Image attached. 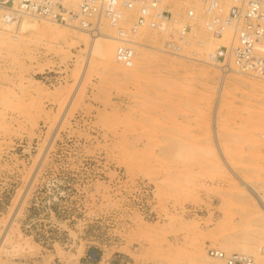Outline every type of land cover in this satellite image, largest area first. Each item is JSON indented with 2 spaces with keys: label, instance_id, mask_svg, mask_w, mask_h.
<instances>
[{
  "label": "rangeland",
  "instance_id": "obj_1",
  "mask_svg": "<svg viewBox=\"0 0 264 264\" xmlns=\"http://www.w3.org/2000/svg\"><path fill=\"white\" fill-rule=\"evenodd\" d=\"M163 6L205 62L143 29L125 68L112 38L49 43L0 21V264H84L89 248L114 264H220L207 248L256 264L264 210L245 185L264 198V80L205 60L229 33L205 31L198 0Z\"/></svg>",
  "mask_w": 264,
  "mask_h": 264
},
{
  "label": "built area",
  "instance_id": "obj_2",
  "mask_svg": "<svg viewBox=\"0 0 264 264\" xmlns=\"http://www.w3.org/2000/svg\"><path fill=\"white\" fill-rule=\"evenodd\" d=\"M198 3L201 23L213 39L229 33L223 44L207 52L205 60L223 72L232 70L264 80V0H198ZM163 4L164 0H0V9L13 21L29 17L68 27L74 25L91 34L105 22L114 32L115 59L125 68L134 64L138 45L135 39L143 29L165 35L161 53L202 62L200 52L188 50L190 26L175 18ZM259 253L264 254V248ZM206 254L220 264H255L254 257L246 253L207 248ZM85 263L114 264V260L104 261L96 248H89Z\"/></svg>",
  "mask_w": 264,
  "mask_h": 264
},
{
  "label": "bare ground",
  "instance_id": "obj_3",
  "mask_svg": "<svg viewBox=\"0 0 264 264\" xmlns=\"http://www.w3.org/2000/svg\"><path fill=\"white\" fill-rule=\"evenodd\" d=\"M6 16H7V12L5 10H1L0 9V21L2 23L1 24L2 28H4L5 30H7V31L12 30L16 25L19 26L20 29H22V30L31 29L32 31H35L36 34L39 35V37H42L45 41L46 40L49 41V43H60V42H64L65 43V42L69 41V43L72 44V45L81 43V44H84L86 47H94L95 44H97V42H96V39L90 37L91 35H94L97 38H102V39H105V40H110L111 38L112 39L115 38L114 35L110 34V31L108 29L109 27L107 28L106 26L97 27L96 33L95 34H91V33L87 32L84 29H80L78 27H75L74 25H72L71 27H74V28H76L79 31L74 32L68 26H63V25H58V24H56V25L54 24V26H53V25H51L52 23L50 25L47 24V23H46L47 25L44 24V23L41 24V25L40 24L38 25L36 23L35 19L29 18V17H22V19L19 20V21L18 20H16V21L14 20L13 21V19L6 18ZM80 30H82V31H80ZM29 33H31V32H29ZM226 33H228V32H226ZM2 34H4V33H2ZM7 34H6V36H7ZM205 34H207V33L205 32ZM0 35H1V33H0ZM2 38H4V36ZM11 39L13 41H17V37L16 36H12ZM137 44H140V41ZM208 44L209 45H213L210 48V50L213 49L214 46L220 45V44H211V43H208ZM15 46H17V44ZM203 46H204V44H203ZM210 50H208V51H210ZM205 54H204L203 57H206ZM201 57H202V55H201ZM203 62H205V61H203ZM245 188L250 194L255 196V198L258 200V203H259L260 207L262 208V210H264V198H262L253 189V187H251L250 184L246 183ZM256 264H264V254H261V256L259 255V257H257Z\"/></svg>",
  "mask_w": 264,
  "mask_h": 264
},
{
  "label": "crops",
  "instance_id": "obj_4",
  "mask_svg": "<svg viewBox=\"0 0 264 264\" xmlns=\"http://www.w3.org/2000/svg\"><path fill=\"white\" fill-rule=\"evenodd\" d=\"M86 264V263H85Z\"/></svg>",
  "mask_w": 264,
  "mask_h": 264
}]
</instances>
